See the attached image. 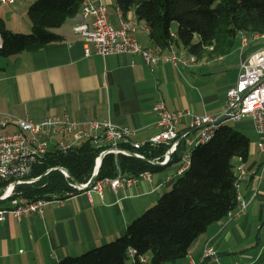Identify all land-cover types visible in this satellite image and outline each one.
Segmentation results:
<instances>
[{
    "label": "crops",
    "instance_id": "0c3cea01",
    "mask_svg": "<svg viewBox=\"0 0 264 264\" xmlns=\"http://www.w3.org/2000/svg\"><path fill=\"white\" fill-rule=\"evenodd\" d=\"M34 1L21 0L22 12L26 13L25 9ZM104 1L110 19L119 27L117 0ZM17 3L18 0L12 5ZM0 18L5 20L2 12ZM124 18L134 27L133 34L143 47L154 49L149 30L141 23L144 21L140 22L134 11ZM5 22L8 28L20 32L16 28L20 23L16 21L15 27ZM82 23L92 27V18H85L80 11L53 30L61 36L59 42L0 58L1 116H28L34 122H42L52 115H68L75 121H112L136 131L134 141L145 142L159 130L154 105L160 97L172 112L185 109L199 115L223 112L216 108L218 95L211 76L217 69H211L209 75L207 67L234 51L227 56L197 58L187 67L167 61L148 64L141 54L87 56L84 37L75 30ZM22 26L24 32L32 30L30 20L22 21ZM256 46L251 43L247 47L251 50L243 53L241 59ZM91 47L94 49L93 44ZM178 51L186 57L189 55L185 50ZM188 120L185 118L184 123ZM246 120L254 127L251 119L239 123ZM4 129L13 131L16 127L10 124ZM49 149L53 150L54 144ZM234 162L236 167L242 164L239 159ZM244 164L246 175L240 182L239 192L248 203L245 211L236 209L211 225L196 240L186 258L167 264H191V261L264 264V153L259 149L250 151ZM179 168L180 164L165 167L152 173L149 180L141 179L116 191L107 186L103 198L98 194L92 198L79 194L63 204H48L42 213L21 219L8 215L0 222V264H58L63 258L81 255L115 240L173 184ZM207 247H212L216 256L205 257Z\"/></svg>",
    "mask_w": 264,
    "mask_h": 264
},
{
    "label": "trees",
    "instance_id": "16d2710c",
    "mask_svg": "<svg viewBox=\"0 0 264 264\" xmlns=\"http://www.w3.org/2000/svg\"><path fill=\"white\" fill-rule=\"evenodd\" d=\"M81 3L82 0L34 1L28 8L32 30L26 34L11 30L0 18L4 39L0 58L62 40L53 30L80 13ZM117 5L124 17L134 11L138 20L146 23L154 49L159 52L175 45L198 59L227 56L240 45L242 33L264 34V0H117ZM109 147H99L87 139L66 152L50 150L34 157L23 178L17 172L0 177V195L10 183L40 177L35 182L19 184L16 196L27 201L52 195L66 198L74 192L72 180L58 167L67 169L77 182L86 183L93 175L97 158ZM121 147L144 158L109 153L103 159L97 180L115 177L119 170L128 176L146 171L157 173L183 161L182 146L166 165L149 161H162L169 149L167 144L134 149L128 142ZM250 147L248 135L226 122L221 124L210 141L191 150L189 165L182 174L177 173L179 178L172 189L130 222L123 236L81 255L63 258L58 264H143L140 257L147 255L149 264H167L186 258L211 225L237 208L240 192L234 161L246 163Z\"/></svg>",
    "mask_w": 264,
    "mask_h": 264
},
{
    "label": "built area",
    "instance_id": "2783aa9c",
    "mask_svg": "<svg viewBox=\"0 0 264 264\" xmlns=\"http://www.w3.org/2000/svg\"><path fill=\"white\" fill-rule=\"evenodd\" d=\"M16 0H0V4H14ZM85 18H92V27L87 23H82L75 27L76 32L82 34L85 40V54L90 56L98 54L103 57L112 54H141L148 64L156 65L160 61L172 62L174 65L190 66L187 57L175 56L173 53L166 58H158L149 53V50L139 42L134 36V27L129 24H121L116 27L110 19L108 6L104 0H85ZM174 36V33H173ZM264 40L263 37H246L241 35L243 48L251 43ZM4 39L0 33V48L3 47ZM91 44L94 45L92 49ZM251 54L242 60L239 77L235 85L227 92V102L223 112L219 115H199L190 110L170 111L165 100L160 97L154 105V111L158 115V132L145 142L134 141L136 131L126 126H119L112 121L100 122L96 120L75 121L68 115H52L42 122H34L30 117H14L12 115H0V177L7 178L10 175L23 176L28 171L30 163L37 156H43L50 151V145L54 144L53 150L68 151L80 141L90 139L99 147L110 146L104 150L96 160V166L101 160V156L109 153L118 155L128 154L127 149L121 147L123 143L130 142L134 149H140L146 145L167 144L165 157L162 161H157L166 165L171 161L170 154L183 147V161L178 174H182L185 167L186 152L192 142H202L205 134L209 132V125L215 123L222 116L229 117L228 120L239 122L244 119H251L254 127L261 137L258 148L264 153V45L255 47ZM189 118L187 123L184 119ZM14 125L15 130L4 129L7 125ZM191 135H195L194 138ZM56 137H59L56 139ZM54 142V143H53ZM139 158H144L141 154L135 153ZM95 166V167H96ZM243 177L246 175V166L241 164ZM19 167V168H18ZM67 178H70L64 173ZM152 173L143 172L138 176H128L119 170L117 176L106 177L95 180L90 184V180L81 183V186L71 181L70 185L74 192L68 193L66 198L60 195L39 198L32 201L23 200L16 196V187L21 183H32L35 179H20L10 183L4 190L0 198L5 200V206L0 207V222L7 219L8 215H13L18 219L34 213H42L50 203L63 204L66 199L79 194L92 198L94 194L104 197V188L109 186L115 191L118 188L131 186L141 179H151ZM18 183L17 186H14ZM248 203L243 199H238L237 210L245 211ZM235 209V210H236ZM232 213V212H231ZM230 213V214H231ZM134 255L135 251L131 250ZM205 257L216 256V251L212 247H207L204 252ZM140 262L149 264V256L140 257ZM191 264H197L191 261ZM256 264V263H248Z\"/></svg>",
    "mask_w": 264,
    "mask_h": 264
},
{
    "label": "rangeland",
    "instance_id": "374dc122",
    "mask_svg": "<svg viewBox=\"0 0 264 264\" xmlns=\"http://www.w3.org/2000/svg\"><path fill=\"white\" fill-rule=\"evenodd\" d=\"M16 1H15V3H16ZM20 1L21 0H18V3L15 6H13L12 4H7V5L6 4H0V5H4V6H1L0 10H2V11H0V12L3 13L5 20L7 22H10L12 24V26L16 27L17 26L16 24L20 23L19 24L20 27H16V28L19 29L20 32L26 34V33H30L31 31L30 32H24V31H22L23 29H21V28L24 27V26H22V21H29V18H28V8L29 7L27 9H25L26 13H23L22 12V6L20 5ZM8 14H10V15L14 14V15L9 16ZM20 17H21V20H20ZM16 21H17V23H16ZM141 23L144 24V26H147L145 22H141ZM174 30H175V26H174ZM255 44L257 45V47L263 46L264 40H260ZM248 49L249 48H247V47H246V49H244L240 43V45L234 50V52L229 57L224 58L223 60H215L211 63V65H209L207 67V69H208L207 71H208V73H210L209 75H211V71H210L211 69H217V71L214 72L213 75H211V76L214 77L215 93L218 95V99L216 100L215 104H217V106H216L217 109L221 108L220 112L223 111L224 107L226 106V102H227L226 93L228 92L230 86L236 84V81H237L236 79H238L237 77L239 75V71H240L241 63H242L241 58H243L242 54L243 53L246 54L249 52V50H251V49H249V50ZM254 50L255 49H253L252 51H254ZM250 54L251 53L247 54V56ZM221 68H224V69L222 71H218V69L220 70ZM226 124H228L229 126L235 128L236 130H239L242 133L249 136V138L251 140L250 151L259 149L258 143L261 140V137L255 131L253 124L250 120H246V121L240 122V123L233 121V120H227ZM194 136L195 135H191L192 138H194ZM180 166H181V164H180ZM178 178H179V175H176L174 177V180L176 181ZM172 186H173V184L170 185L165 191H163V193H161V195L159 194V197L162 196L163 194L169 192L172 189ZM153 205H151V206H153ZM0 207H1V205H0ZM143 213H141V215ZM121 236H123V235H121ZM121 236H119V237H121ZM119 237H117V238H119Z\"/></svg>",
    "mask_w": 264,
    "mask_h": 264
},
{
    "label": "bare ground",
    "instance_id": "6f19581e",
    "mask_svg": "<svg viewBox=\"0 0 264 264\" xmlns=\"http://www.w3.org/2000/svg\"><path fill=\"white\" fill-rule=\"evenodd\" d=\"M82 8H81V12L82 14L85 16V9H86V1L85 0H82ZM118 15H119V18H120V21H121V24H129L128 21L125 20L124 18V15L121 11V9L118 7ZM80 25V24H79ZM242 36H246V37H263L264 38V34H261V33H255L251 36H248L246 34H241ZM174 37H176L175 33H174ZM149 50V53L151 55H154L155 57H158V58H166V57H169L172 53L175 55V56H179V57H186L183 55V53H180L178 51V49L176 48L175 45H171L170 49L164 53V52H158L157 50H154L152 48H147ZM187 59L190 61V63H195L197 61V58L195 56H192V55H187ZM226 122V121H225ZM225 122H222V123H211L209 125V132L207 134H205V137L202 139V142H192L191 145L189 146L187 152H186V159H185V167H187L189 165V160H190V156H191V150L201 144H204L208 141L211 140V138L214 136L216 130L218 129V127L225 123ZM243 179V170H242V166L239 165L237 166V183H238V187L240 188V182L241 180ZM238 199H242V195L239 193L238 195Z\"/></svg>",
    "mask_w": 264,
    "mask_h": 264
},
{
    "label": "water",
    "instance_id": "95a60500",
    "mask_svg": "<svg viewBox=\"0 0 264 264\" xmlns=\"http://www.w3.org/2000/svg\"><path fill=\"white\" fill-rule=\"evenodd\" d=\"M228 119H229V117H227V116L224 115V116H222L221 118L218 119L217 123L219 124V123L225 122V121H227ZM128 154H129V155L136 156L134 153H132V152H130V151H128ZM104 157H105V154H103V155L101 156V160H100V162H99L98 165L95 167L94 172H93V175H92L91 180H90V184H92V183L97 179L98 174H99V172H100V168H101V165H102V162H103ZM171 157H172V154H170V158H171ZM149 162L154 163V164H158V165H164V164H162V163H158L157 161H152V160H150ZM169 162H170V161H169ZM169 162H168V163H169ZM168 163H167V164H168ZM58 169L61 170L63 173L67 174V175L71 178V180H72L73 182H75L76 184H78L79 186H81V183L77 182L76 180H74V179L71 177V175H70V173H69V171H68L67 169H65V168H63V167H58ZM39 179H40V177L37 178V179H35V181H37V180H39ZM17 185H18V183H15V184H14V186H17ZM0 201H5V200L2 199V198H0Z\"/></svg>",
    "mask_w": 264,
    "mask_h": 264
}]
</instances>
